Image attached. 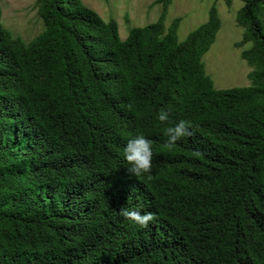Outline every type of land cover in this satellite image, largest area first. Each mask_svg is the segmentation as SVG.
<instances>
[{"label": "trees", "instance_id": "16d2710c", "mask_svg": "<svg viewBox=\"0 0 264 264\" xmlns=\"http://www.w3.org/2000/svg\"><path fill=\"white\" fill-rule=\"evenodd\" d=\"M171 1L124 39L82 0H35L28 41L0 7V264H264V0H240L249 84L227 88L202 60L216 4L179 40ZM181 119L193 135L170 146ZM138 133L153 144L140 177L123 157Z\"/></svg>", "mask_w": 264, "mask_h": 264}, {"label": "rangeland", "instance_id": "374dc122", "mask_svg": "<svg viewBox=\"0 0 264 264\" xmlns=\"http://www.w3.org/2000/svg\"><path fill=\"white\" fill-rule=\"evenodd\" d=\"M154 0H82L94 9L103 19L113 18L118 24V32L124 39L131 26H141L156 21L162 11V4ZM215 3L221 19L214 42L203 54L205 71L213 79L216 88L249 84L248 72L251 67L241 57V50L249 43L237 46L243 29L236 22V11L240 0H232L227 5L224 0H172L165 16L168 27L179 18L177 37L183 40L200 23L206 21L209 7ZM1 19L14 35L25 41L37 35L43 23L37 14L35 0H0Z\"/></svg>", "mask_w": 264, "mask_h": 264}, {"label": "clouds", "instance_id": "9594fccd", "mask_svg": "<svg viewBox=\"0 0 264 264\" xmlns=\"http://www.w3.org/2000/svg\"><path fill=\"white\" fill-rule=\"evenodd\" d=\"M169 110L161 109L157 119L161 122L169 121ZM194 125L191 121L181 119L165 129L168 145H174L178 140L193 135ZM123 157L130 167L128 171L136 177L150 174L152 171L153 144L143 133L130 138L123 149ZM120 214L140 228H148L154 222L156 215L152 212H141L138 209L122 207Z\"/></svg>", "mask_w": 264, "mask_h": 264}]
</instances>
